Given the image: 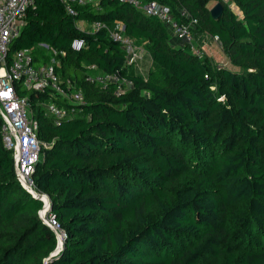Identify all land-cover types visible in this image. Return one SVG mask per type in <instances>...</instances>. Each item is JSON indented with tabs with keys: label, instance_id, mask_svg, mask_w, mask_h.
<instances>
[{
	"label": "trees",
	"instance_id": "obj_1",
	"mask_svg": "<svg viewBox=\"0 0 264 264\" xmlns=\"http://www.w3.org/2000/svg\"><path fill=\"white\" fill-rule=\"evenodd\" d=\"M157 1L179 20L185 10L195 35L217 37L229 61L249 70L213 72L157 18L121 0L74 5L73 14L63 0H33L8 57L31 48L35 63L54 58L86 103L54 125L39 104L47 94L19 90L38 138L51 143L32 178L65 236L49 257L57 236L17 182L0 133V264H264V0H231L235 10L222 2L216 18V0ZM96 21H121L165 78L129 74L106 28L77 26ZM88 64L132 84L117 95L115 84L90 83Z\"/></svg>",
	"mask_w": 264,
	"mask_h": 264
},
{
	"label": "built area",
	"instance_id": "obj_2",
	"mask_svg": "<svg viewBox=\"0 0 264 264\" xmlns=\"http://www.w3.org/2000/svg\"><path fill=\"white\" fill-rule=\"evenodd\" d=\"M63 1L66 2L67 11L70 14L75 12L74 5H91L98 10L99 0ZM121 1L141 10L146 16L157 18L180 44H188L197 58H204V50L195 44L194 29L197 20L189 18L185 10L179 11V14L187 19L179 20L168 5L157 0ZM216 2L226 3L235 10L231 0H216ZM32 3L33 0H0V133L3 145L11 152L17 182L32 197L41 201L38 216L42 223L57 235L58 241V237L63 238L65 233L50 211L48 195L37 190L32 178L36 164L43 159V147L48 148L51 143L38 138V120L34 117L30 99L21 95L19 90L46 93L48 100L39 104L43 115L50 118L54 125L77 116L86 100L74 81L70 78L63 81L57 75L55 71L57 61L54 58L35 63L31 48L18 49L10 58L8 57L10 42L21 33L27 10ZM99 28H106V26L98 21L90 25L92 31ZM106 29L110 39L123 48L125 65H133L142 56V48L136 46L135 41L125 34L121 21H115L112 28ZM214 38L218 40L217 37ZM38 46L56 54V51L46 43H39ZM83 46L81 38H75L71 42V48L75 51L81 50ZM86 67L90 71L85 77L86 81L102 87L110 83L115 84L117 95L124 93L132 84L130 79L116 73L99 72L95 64H88Z\"/></svg>",
	"mask_w": 264,
	"mask_h": 264
},
{
	"label": "rangeland",
	"instance_id": "obj_3",
	"mask_svg": "<svg viewBox=\"0 0 264 264\" xmlns=\"http://www.w3.org/2000/svg\"><path fill=\"white\" fill-rule=\"evenodd\" d=\"M77 26L90 29V26L87 23L78 22ZM195 44L201 47L204 50V58L210 62V67L213 72L217 71L220 68H228L234 71H239L244 73L249 69H242L238 66L232 64L225 51L223 50L220 42L214 37L206 33H197L195 35ZM136 46H141L143 50L142 56L137 59L133 65L126 66L127 72L129 74L140 75L144 78L152 77L154 79H164V73L152 65L151 57L143 43L135 44ZM46 54V51H42V54ZM57 236V235H56Z\"/></svg>",
	"mask_w": 264,
	"mask_h": 264
},
{
	"label": "water",
	"instance_id": "obj_4",
	"mask_svg": "<svg viewBox=\"0 0 264 264\" xmlns=\"http://www.w3.org/2000/svg\"><path fill=\"white\" fill-rule=\"evenodd\" d=\"M222 11V4L220 2H216L215 4H213L210 8V13L212 15V17L216 18L220 15ZM62 245H63V238L60 241V238L58 237V241H57V246L56 248L50 253L49 257H54L56 256L60 250L62 249ZM47 262V259H46ZM45 262V263H46Z\"/></svg>",
	"mask_w": 264,
	"mask_h": 264
},
{
	"label": "bare ground",
	"instance_id": "obj_5",
	"mask_svg": "<svg viewBox=\"0 0 264 264\" xmlns=\"http://www.w3.org/2000/svg\"><path fill=\"white\" fill-rule=\"evenodd\" d=\"M62 240V238H60V241Z\"/></svg>",
	"mask_w": 264,
	"mask_h": 264
},
{
	"label": "crops",
	"instance_id": "obj_6",
	"mask_svg": "<svg viewBox=\"0 0 264 264\" xmlns=\"http://www.w3.org/2000/svg\"><path fill=\"white\" fill-rule=\"evenodd\" d=\"M83 23H85V22H83ZM141 47V46H140Z\"/></svg>",
	"mask_w": 264,
	"mask_h": 264
}]
</instances>
